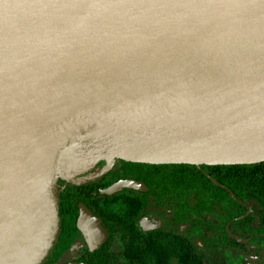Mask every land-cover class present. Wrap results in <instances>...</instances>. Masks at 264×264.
Masks as SVG:
<instances>
[{"label": "water", "instance_id": "water-1", "mask_svg": "<svg viewBox=\"0 0 264 264\" xmlns=\"http://www.w3.org/2000/svg\"><path fill=\"white\" fill-rule=\"evenodd\" d=\"M116 158L264 161V16L0 0V264H41L58 228L56 178L87 180L76 175Z\"/></svg>", "mask_w": 264, "mask_h": 264}, {"label": "flooded vegetation", "instance_id": "flooded-vegetation-1", "mask_svg": "<svg viewBox=\"0 0 264 264\" xmlns=\"http://www.w3.org/2000/svg\"><path fill=\"white\" fill-rule=\"evenodd\" d=\"M104 165L105 161L99 160L93 168L76 175L87 180L56 178L58 228L41 264H143L144 258H151L148 250L152 247L166 245L173 249L177 241L186 251L193 248L202 264L204 252L226 251L243 260L256 245L264 264V209L253 198L243 205L245 214L252 217L248 230H254L245 238H237L230 227L238 219L231 217L238 213L235 205L228 208L214 200L200 206L202 199L197 195L175 193L172 181H165L170 174L146 171L141 162L116 158L107 171L94 176ZM121 181L132 183L106 193ZM250 202L253 204L248 207ZM256 208L261 215L255 213ZM259 222H263V231L257 230ZM223 226L235 242L224 241ZM167 261L178 264L173 254Z\"/></svg>", "mask_w": 264, "mask_h": 264}, {"label": "trees", "instance_id": "trees-1", "mask_svg": "<svg viewBox=\"0 0 264 264\" xmlns=\"http://www.w3.org/2000/svg\"><path fill=\"white\" fill-rule=\"evenodd\" d=\"M144 169L150 172H160L170 174L165 180L172 181L175 193H189L200 197L202 206L214 200L222 202V205L228 208L230 206L238 207V213L235 216L238 219L232 221L233 231L237 238H245L249 223L252 217L245 214L243 203L248 198H253L264 209V161L249 164H149L142 163ZM175 219L177 216L176 207ZM228 220L230 217L227 218ZM263 222H259V231H263ZM262 227V229H261ZM224 236V241L235 242L233 238L229 237L224 231V226L221 229ZM174 244L173 249L166 245L151 248L148 250L151 258L148 260L144 258L143 264H168L167 257L173 254L177 257L178 264H202L199 255L193 252V248L186 251L184 245ZM236 245V244H235Z\"/></svg>", "mask_w": 264, "mask_h": 264}, {"label": "bare ground", "instance_id": "bare-ground-1", "mask_svg": "<svg viewBox=\"0 0 264 264\" xmlns=\"http://www.w3.org/2000/svg\"><path fill=\"white\" fill-rule=\"evenodd\" d=\"M124 6L148 15L185 21L229 22L264 16V0H69Z\"/></svg>", "mask_w": 264, "mask_h": 264}, {"label": "rangeland", "instance_id": "rangeland-1", "mask_svg": "<svg viewBox=\"0 0 264 264\" xmlns=\"http://www.w3.org/2000/svg\"><path fill=\"white\" fill-rule=\"evenodd\" d=\"M252 204H253L252 202L248 203V207H251ZM258 210H259L258 208L255 209L256 214H258ZM262 214H264V210H262ZM258 215H261V213ZM197 245L202 246L200 243H198ZM255 247H256L254 248L255 251L250 255H248L243 260H241L240 258H233L231 253L226 251L217 254H210L204 252L203 254L204 264H263L262 258L257 253L258 247L256 245Z\"/></svg>", "mask_w": 264, "mask_h": 264}]
</instances>
